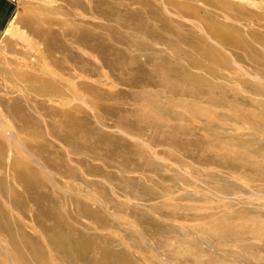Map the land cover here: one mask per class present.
I'll return each instance as SVG.
<instances>
[{
  "label": "rangeland",
  "instance_id": "374dc122",
  "mask_svg": "<svg viewBox=\"0 0 264 264\" xmlns=\"http://www.w3.org/2000/svg\"><path fill=\"white\" fill-rule=\"evenodd\" d=\"M5 1L0 134L42 165L32 187L16 179L2 134L0 221L16 241L23 216L48 264L229 255L208 229L264 216L259 172L225 164L264 162V0Z\"/></svg>",
  "mask_w": 264,
  "mask_h": 264
},
{
  "label": "bare ground",
  "instance_id": "6f19581e",
  "mask_svg": "<svg viewBox=\"0 0 264 264\" xmlns=\"http://www.w3.org/2000/svg\"><path fill=\"white\" fill-rule=\"evenodd\" d=\"M78 3H80V2H78ZM219 35L221 36V34H219ZM191 89H193V87H191ZM89 98H91V97H89ZM6 130L7 129H5V133L3 132L2 134L7 136L8 139L11 140L10 142H12L14 146H16V147H14L11 143V145L9 146V151H11L10 156H9L11 158L10 161L7 158V161L10 162V167L13 168L14 177L16 179L20 178L21 180L29 183L30 187H32L30 179H32V178L35 179V177L38 178V175L40 174V172H39V170L37 172L36 169H32L30 162H36V163L39 162L40 163V161L28 149L23 148L22 145H20L18 142L15 143L14 141H16L17 139H16L14 133H12V131H11V133L6 134L8 132V131L6 132ZM2 134H0V139L3 140L4 136ZM24 140H25V138H24ZM2 143L4 144V142H2ZM2 143L0 140V147L3 149L4 145ZM231 155H232L231 159L225 161L226 165L232 166V167L237 168V169L238 168H240V169L246 168V169H250L251 171H257V172H259L258 173L259 178L264 179V162H261L259 160L250 159V158L237 157L234 154H231ZM4 161H5L4 160V153L0 149V164H3ZM40 165H41V163H40ZM43 168H44V166H43ZM47 172H48V170H47ZM35 174H38V175H35ZM0 177H2V175H0ZM27 178H30V179L26 180ZM242 178H247V177H242ZM52 188H54V187H52ZM68 193H70V192H68ZM34 196H37V195L35 194ZM35 199L39 200L40 198H35ZM91 199L93 201H97V203L102 202L100 198H91ZM16 200H17L18 206L21 207L23 210H25L22 203L19 202L20 201L19 198H16ZM6 203L7 202L0 204V211L4 217H7L6 220H8L9 217H12L11 216L12 210L10 209V206H9V208L6 206L7 205ZM13 207L14 206L12 205L11 208L13 209ZM104 210H105V208H104ZM260 214H263V213H260ZM58 219L60 221V224L64 227V229H66L68 232H70L72 234H76V229H73L71 227V225L69 224V222L66 220V218L64 216H62L61 214H58ZM238 219H239V217L233 216V219H231L233 221H231V222H220L219 223L220 226L216 230L208 229L207 234L210 237L209 240L211 239L213 241H217L216 243L219 244L217 247L219 249H223L225 252H227V251L230 252V254L229 255L223 254L224 256H218L214 253H211L210 258L212 259V261L207 262L205 264H264V216L260 217L258 219L257 218H243V217L239 220ZM18 221L19 222H16V218H15V222L17 223L19 234L22 236V238L24 240V242H22L24 245H22V243L19 244L16 241V238L14 236V233L12 231V227L10 226V224H8V223L4 224L0 221V264H20L19 260H18V262H17V260H14L15 255L12 253L13 250H11L9 245L6 243V240L4 239V236H5L4 234H7L10 236V241L12 242V244L16 250V255L18 257L21 256L23 258V264H34V263L35 264H43L42 261L44 262V264H48L46 254L44 252V248L42 245H38L37 237L28 236V234L26 233L25 227L28 224L26 223L25 218L23 216H21L18 218ZM42 226L44 227V229L46 231H48L51 234V236L53 238L54 232L53 231L50 232L51 228L46 223H42ZM79 233L80 232H78V230H77V234H79ZM143 236H141V238ZM54 237L57 238L58 235L56 234ZM209 240H206V241H209ZM211 240L209 241L210 243H211ZM195 242H196V246H197V245H199L200 240H196ZM25 246L26 247L28 246L30 248V250L25 252V250H24L26 248ZM214 246L215 245L212 244V247H214ZM151 248H153V247L151 246ZM253 249H258L259 251H253ZM106 251L110 252L112 250H106ZM156 253H157V251H156ZM182 253H184V251H180L178 253H175V255L180 257V254L182 255ZM51 254H52V252H51ZM116 254L122 255V252L114 253V251H112L113 261H111V263H109V264H117L118 263V261H119L118 258H114ZM28 256L31 257V259H29ZM230 257H233V258L230 259ZM98 258L102 259L100 256ZM128 258L130 259V262H131L132 256L129 255ZM85 259L87 261L90 260V258H88V257H85ZM164 261H165V259H164ZM215 261H216V263H214ZM169 262H171V261H169ZM133 264H135V263L133 262Z\"/></svg>",
  "mask_w": 264,
  "mask_h": 264
},
{
  "label": "crops",
  "instance_id": "0c3cea01",
  "mask_svg": "<svg viewBox=\"0 0 264 264\" xmlns=\"http://www.w3.org/2000/svg\"><path fill=\"white\" fill-rule=\"evenodd\" d=\"M12 6L5 0H0V32L4 29V26L10 18V12Z\"/></svg>",
  "mask_w": 264,
  "mask_h": 264
}]
</instances>
